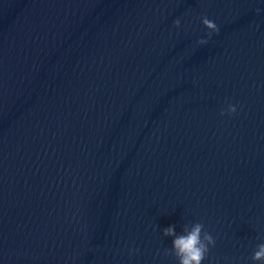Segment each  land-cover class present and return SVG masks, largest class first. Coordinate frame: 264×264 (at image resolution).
<instances>
[{"label": "clouds", "instance_id": "1", "mask_svg": "<svg viewBox=\"0 0 264 264\" xmlns=\"http://www.w3.org/2000/svg\"><path fill=\"white\" fill-rule=\"evenodd\" d=\"M257 13L260 9H256ZM201 22L208 32V39H211L213 33H219V27L217 24L210 20L207 16L201 17ZM174 26L179 28L181 21L177 18L173 22ZM207 39H201L198 41L199 44H206ZM237 111L235 105L229 104L227 112H221L223 116L225 114L231 115ZM163 235L166 237H173L172 247L170 250L166 249L164 252L165 256H174L176 258L177 264H203L205 259L208 258L210 249L215 247L216 239L208 231L205 230L203 223L196 222L189 227L185 225L181 234H177L174 226H169L163 230ZM133 251L129 250L130 255ZM253 262H259V264H264V243H259L251 256Z\"/></svg>", "mask_w": 264, "mask_h": 264}]
</instances>
